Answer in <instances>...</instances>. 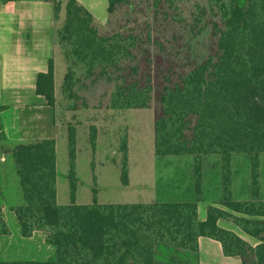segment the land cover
<instances>
[{
	"label": "trees",
	"instance_id": "16d2710c",
	"mask_svg": "<svg viewBox=\"0 0 264 264\" xmlns=\"http://www.w3.org/2000/svg\"><path fill=\"white\" fill-rule=\"evenodd\" d=\"M44 1L52 5V40L65 66V109H152L154 156L192 157L191 183L183 199L100 204L93 189L90 204H76V137L68 124L70 203L58 205L54 139L0 144L21 192L22 203L11 208L21 237L43 232L44 243L54 247L52 259L0 264H196L200 238L218 242L225 257L241 264H264V0H107L105 25L67 0L59 26L61 2ZM34 93L55 107L51 59L36 75ZM89 141L94 150L93 126ZM120 150L127 184L125 139ZM210 155L217 156L220 198L200 220L197 202L205 197ZM234 155L246 159L248 200L232 198ZM9 234L0 208V236Z\"/></svg>",
	"mask_w": 264,
	"mask_h": 264
},
{
	"label": "rangeland",
	"instance_id": "374dc122",
	"mask_svg": "<svg viewBox=\"0 0 264 264\" xmlns=\"http://www.w3.org/2000/svg\"><path fill=\"white\" fill-rule=\"evenodd\" d=\"M17 0L13 5L22 6ZM24 1V0H23ZM61 10L59 24L64 20V6L67 0H59ZM95 18L99 25H105L109 15L107 0H77ZM12 4V2H10ZM17 3V4H15ZM48 8L47 23L54 20L51 3L44 5ZM61 20V21H60ZM43 24L45 21L43 20ZM47 34V33H46ZM48 41L52 40L49 33ZM48 47V46H46ZM44 52V51H43ZM46 53V52H45ZM48 57L53 55L48 50ZM45 55V54H44ZM55 97L56 105L53 109L47 108L48 120L54 132L56 156V201L58 205L70 203L69 193V158L67 146V127L72 125L76 137L75 178H76V204L86 205L92 202L93 189L97 193L100 204H135L150 203L160 197L183 199L190 188L192 157L167 156L156 158L153 153V111L152 109H123V110H97V111H67L66 103L61 97L60 87L65 73V66L61 56L57 55ZM64 71V72H63ZM34 95L14 94L4 90L0 95V105L5 109L1 111L3 127L5 128V143L7 148L13 143L19 133L20 122H14L19 101L34 100ZM32 100V101H33ZM39 112V111H38ZM23 124L30 131L35 130V124L27 123V115H22ZM93 126L96 132L95 149L89 141V128ZM40 136V135H39ZM36 135V137H39ZM127 142L128 183L121 181L122 140ZM13 140V141H12ZM40 140V139H37ZM42 140V139H41ZM216 155L204 158V190L205 197L197 202L198 218L205 219L206 208L220 198L218 168L215 165ZM233 175L231 178L232 198L234 200H248L249 184L248 167L244 155H234L232 158ZM18 179L13 169V163L8 154H0V208L3 219L10 230V234L0 236V260H48L54 257V247L44 243L45 234L35 232L30 238H22L19 226L11 208L22 203ZM260 192L264 198V153L260 155ZM159 195V196H158ZM178 197V198H177ZM220 226H234L220 222ZM230 228V229H231ZM243 236V235H242ZM162 255V252H160ZM211 257L209 253H202V262Z\"/></svg>",
	"mask_w": 264,
	"mask_h": 264
},
{
	"label": "crops",
	"instance_id": "0c3cea01",
	"mask_svg": "<svg viewBox=\"0 0 264 264\" xmlns=\"http://www.w3.org/2000/svg\"><path fill=\"white\" fill-rule=\"evenodd\" d=\"M18 2L24 4L15 6L13 5L14 2L12 4L10 2L0 3V95L2 91L9 90L14 94L35 96L34 100L32 99L33 101H19L16 103L18 106L14 122H20V124H18L19 133L15 135L18 138H14V141L55 139L53 129L49 125L48 107L44 105L43 99L34 93L36 75L39 72L46 71L49 59L53 61L54 91L56 92L57 68L54 58L56 57V60H58L57 55L60 56V54L53 40L47 43L48 36L50 37L49 33L52 36L54 28V20L47 23V16L45 17L48 8L44 5L50 4V2L44 0H21ZM43 20L45 24H43ZM60 24L58 19L57 26ZM48 50L53 55L52 57H48ZM2 114L0 113L1 124L4 118ZM25 114L28 117L26 124H35L34 131H30L26 127L27 125L23 124V120L21 121V118L23 119L22 115ZM2 130L7 136L3 124ZM36 135L40 136L36 137ZM230 228L228 226V229ZM231 230L233 229L231 228ZM233 231L245 238L237 228ZM203 252L211 255L209 258H205V262H202ZM13 261L19 260H6V262ZM190 264H194V261H190ZM196 264H241V261L236 257H225L218 242L208 238H200Z\"/></svg>",
	"mask_w": 264,
	"mask_h": 264
}]
</instances>
